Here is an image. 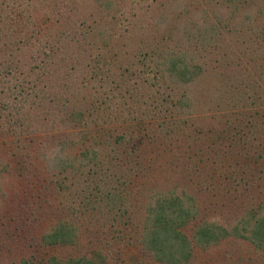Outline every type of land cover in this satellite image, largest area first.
I'll return each mask as SVG.
<instances>
[{"label": "trees", "instance_id": "1", "mask_svg": "<svg viewBox=\"0 0 264 264\" xmlns=\"http://www.w3.org/2000/svg\"><path fill=\"white\" fill-rule=\"evenodd\" d=\"M92 1L103 11L96 19L75 14L76 0H0V49L4 53L33 47L31 57L40 62L42 71L52 62L53 68L68 64L71 69L76 62L64 57L79 61L89 42L99 50L92 55L85 53L91 63L86 68L82 93L70 91L65 97L61 84L51 96L42 88L40 93L25 88L17 100H12L15 94H0L1 131L10 130L15 137L26 134V111L47 98L59 113V120H65L83 137L60 138V153L69 150L71 144L77 145L76 152L46 161L62 197L63 214L39 233L38 241L40 246L72 245L84 214L90 215L89 222L105 227L106 237L84 253L62 257L48 254L44 264H107L114 243L133 244L158 264H189L194 248L205 249L228 237L264 249V201L251 203L254 195L242 197L247 204L226 225L200 215L193 196L173 187L152 190L141 202L139 213L132 214L128 187L138 171L142 176L148 171L144 157L136 152L134 137L157 142L160 136L175 133L180 128L178 123L184 121L175 117L186 114L194 102L184 87L203 75L211 73L209 95L216 106L229 103L236 110L264 106V88L259 84L264 85V0H165L176 12L163 32L156 37L153 31L157 25L146 28L136 40L133 54L127 56L112 41V27H116L112 23L117 21L115 0ZM37 5L43 6L39 14L34 11ZM243 64L257 74L240 68ZM3 67V74L11 70L10 65ZM113 119H123L125 127L111 139L105 138L106 145L85 137ZM234 128L235 124L225 123L214 137L221 143L224 139L233 141L239 133L231 132ZM18 140H14L18 171L26 173L34 160ZM16 264H34V260L22 256Z\"/></svg>", "mask_w": 264, "mask_h": 264}, {"label": "rangeland", "instance_id": "2", "mask_svg": "<svg viewBox=\"0 0 264 264\" xmlns=\"http://www.w3.org/2000/svg\"><path fill=\"white\" fill-rule=\"evenodd\" d=\"M164 1H113L117 21L112 23L116 26L112 27L115 30L112 41L116 42L115 47L123 56L133 54L136 40L147 32L146 28L157 25L156 31H153L156 37L163 32L166 22L176 12V9L173 10ZM42 5H37L34 11L41 13ZM76 6L78 10L75 14L89 19H96L103 14V11L96 9L92 0H76ZM162 18L165 21H161ZM226 39L229 40L230 37ZM61 45L63 43L56 45L55 52ZM28 48L8 54L0 49V66L5 68L10 65L8 69H11L5 70V74L4 70L0 71V94H15V99L12 100H17L21 95L19 93L23 94L25 88H28L26 91L35 90L38 93L42 88L51 96L61 84L65 97L70 91L82 93V82L87 80L86 68L91 63L90 56L85 53L88 51L92 55L99 51L94 43L89 42L79 61L64 57L69 62H76L71 69L68 64L53 68L52 62L51 68L40 71V62L31 57L34 55L33 47ZM246 65L243 64L240 68L251 72L252 68L248 69ZM252 73L257 74L254 71ZM210 74L203 75L200 80L184 87L191 92L194 102L186 114H177L175 117L184 118L183 122L178 123L181 130L177 129L167 138L160 136L157 142H149L145 137H134L136 152L144 157L148 171L143 176L138 171L135 180L128 184L131 187L132 214L139 213L141 202L152 190H167L171 187L177 192L184 190L191 194L199 205L200 215L226 225L232 223L242 212L243 206L247 204L242 197L247 193L255 197L251 203L264 201V106L241 107L238 110L232 109L229 103L216 106L209 95V85L213 81ZM255 78L259 80L258 77ZM259 84L264 88L262 82ZM44 99L43 104L31 105L26 111L23 127L28 130L26 134L15 137L10 130H0V264H16L22 256H32L34 264H44L48 254L62 257L84 253L91 245H100L106 237L105 227L100 226L97 221L89 222L90 215L84 214L81 231L72 245L39 244V233L63 214L60 201L62 197L56 191L52 182L53 175L46 161L51 157L76 152L77 145L71 144L69 150L60 153V138H83L65 120H59V113L46 101L47 98ZM225 123L235 124L231 132L238 130L239 133L235 140L224 139L221 143L214 134ZM124 127L123 119H113L85 137L95 142L102 141L106 145L104 139H111L113 134L121 132ZM17 138L19 144L21 142L28 148V157L34 160L26 173L18 171V159L14 152V140ZM158 142L160 144L157 145ZM97 145L101 148L102 144ZM113 246V254L110 255L109 250L107 264H158L133 244L114 243ZM260 261L264 264V249L257 250L246 241L228 237L205 249L194 248L189 264H256Z\"/></svg>", "mask_w": 264, "mask_h": 264}]
</instances>
